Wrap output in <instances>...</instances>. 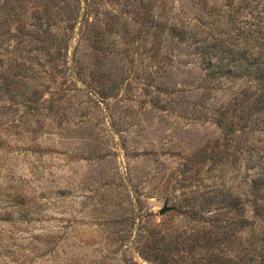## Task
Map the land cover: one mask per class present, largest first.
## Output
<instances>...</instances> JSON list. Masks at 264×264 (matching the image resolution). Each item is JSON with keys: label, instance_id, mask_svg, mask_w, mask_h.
I'll return each mask as SVG.
<instances>
[{"label": "rangeland", "instance_id": "obj_1", "mask_svg": "<svg viewBox=\"0 0 264 264\" xmlns=\"http://www.w3.org/2000/svg\"><path fill=\"white\" fill-rule=\"evenodd\" d=\"M166 11L198 14L190 0H0V264H157L166 247L171 264H203L264 236V188H250L264 124L240 130L228 111L230 142L217 127L248 82L209 78L167 30L154 41L151 14ZM220 191L251 225L187 256L201 225L183 212ZM205 206V220L227 219Z\"/></svg>", "mask_w": 264, "mask_h": 264}, {"label": "trees", "instance_id": "obj_2", "mask_svg": "<svg viewBox=\"0 0 264 264\" xmlns=\"http://www.w3.org/2000/svg\"><path fill=\"white\" fill-rule=\"evenodd\" d=\"M190 1L193 6H196V13H198L193 24L190 21L174 20L169 16V10L161 15L151 14L155 30L152 38L154 41L157 40L160 33L167 30L166 33L170 39L194 44L195 55L198 56L203 70L209 78L244 79L248 82V86L241 93V98L234 99L229 109L220 113L221 119L217 123V127L222 133V140L230 142V137L235 130L233 122L225 124L223 122L228 111L232 112L233 118L241 121L240 130L248 129V125L252 122L261 121L264 124V0H223L220 4L209 0ZM162 17L164 18L163 22L160 20ZM244 102L247 106L241 108ZM253 117L258 118L252 120ZM218 155L221 156V154ZM250 188L255 196L264 188V173H257L256 177L251 179ZM14 199L13 207H23L26 195L22 191H18ZM203 200L204 204L189 206L183 212L185 218L194 220L201 225L200 230L192 238H186L184 244H188V247L182 246L181 251L187 253V256L193 252L192 247L199 243L201 236H204V244L202 249H199L204 250L203 247H207L210 250L217 243H224L240 229L251 225L244 219V203L230 193L220 191L217 194L207 195ZM212 202L218 205L219 212H227V214L225 213L226 220L218 217L205 220L202 217L203 213L207 211L205 205ZM253 211L256 217L261 215L256 206L253 207ZM128 220L125 218L113 225L120 226L127 223ZM118 233L115 232V234ZM251 238L252 240L246 248L239 249V254L235 256V259L207 251V256L201 257L200 261L203 264H264V236ZM158 250L160 253H156L151 258L153 261L157 264L174 263V255L169 252L168 247ZM195 252L199 253V250H195L192 255ZM120 263L137 264L134 261H127L125 258H122Z\"/></svg>", "mask_w": 264, "mask_h": 264}, {"label": "water", "instance_id": "obj_3", "mask_svg": "<svg viewBox=\"0 0 264 264\" xmlns=\"http://www.w3.org/2000/svg\"><path fill=\"white\" fill-rule=\"evenodd\" d=\"M171 210V208L164 206L161 210H159V214H164L165 212Z\"/></svg>", "mask_w": 264, "mask_h": 264}]
</instances>
